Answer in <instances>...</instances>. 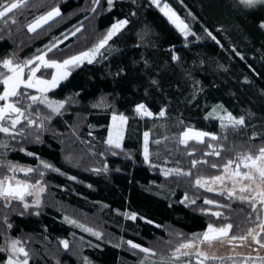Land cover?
Returning <instances> with one entry per match:
<instances>
[{
	"label": "trees",
	"instance_id": "trees-1",
	"mask_svg": "<svg viewBox=\"0 0 264 264\" xmlns=\"http://www.w3.org/2000/svg\"><path fill=\"white\" fill-rule=\"evenodd\" d=\"M160 2L167 3L195 35L183 37L151 0H113L111 6L107 0L98 4L93 0H28L16 16L17 24H0V59L12 53L20 60L31 58L59 39L62 43L48 58L63 60L91 48L117 20L129 21L109 41L111 51L102 50L103 58L75 68L49 93L51 99L68 101L61 114L40 106L41 115H52L42 129L33 128L26 138L15 140L0 134L8 145L0 148V179L10 173L7 165L11 163L35 169L20 176L29 183L41 180L45 189L41 204L27 210L19 201L5 207L0 200V244L6 238L24 242L31 253L29 264H84L85 257L90 264H140L145 254L131 249L128 240L167 255L181 239L203 233L209 223L221 226L217 217L204 211L217 210L206 205L205 199L232 203L233 210H225L231 219L223 222L238 226L234 234L254 227L246 223L250 211L246 205L193 186L196 175H217L220 170L199 165L192 177H165L161 170L180 167L187 171L192 159L203 157L206 144L190 141L185 147L178 143L179 134L187 127L222 134L220 121L208 117L219 105L223 106L218 109L221 114L227 110L245 117L243 128L226 133V147L245 151L241 146L255 145L258 150L264 144V28L260 27L264 5L245 9L236 0ZM53 7H59L61 16L29 33L26 25ZM76 27L81 31L70 35ZM64 34H69L68 39ZM173 54L179 60L174 61ZM52 71L42 70L43 77L50 78ZM140 103L154 114L164 108L166 116L142 117L135 111ZM114 114L128 117L119 148L105 140ZM145 132H149L147 162L142 149ZM192 150L198 155L189 157L186 153ZM222 156L233 158L235 152ZM205 158L223 162L215 156ZM41 161L59 172L45 168ZM185 194L196 202L181 203ZM124 213H135L136 219ZM65 217L102 233V238ZM61 240L68 241V249ZM229 256L233 260L212 264H233L234 260L251 264L243 259L247 255L222 257ZM5 259L6 254L0 253V264ZM190 260L195 264L194 257L176 264Z\"/></svg>",
	"mask_w": 264,
	"mask_h": 264
},
{
	"label": "snow or ice",
	"instance_id": "snow-or-ice-1",
	"mask_svg": "<svg viewBox=\"0 0 264 264\" xmlns=\"http://www.w3.org/2000/svg\"><path fill=\"white\" fill-rule=\"evenodd\" d=\"M107 2L111 6L113 0H107ZM151 2L160 8V11L175 25L181 34L185 37L195 35L191 32L189 25L167 3L161 7L160 0H151ZM98 3L99 0H93V4ZM236 3L245 9H252L257 5H264V0H236ZM27 6L28 0H0V24L5 26L17 24L16 16L21 9ZM93 11H95V8H93ZM60 16L59 7H53L45 14L37 16L32 22L28 23L26 25L27 31L35 33L45 25L50 26L49 22L54 21ZM128 23L127 19L117 20L91 48L68 56L63 60L48 58V54L56 50L58 45L62 43L59 39H55L53 43L46 45V50L38 49V54L31 58L20 60L15 53H12L0 59V134H4V136L15 140L17 137L26 138L31 134L33 128L42 129L45 122L51 120L52 115H41L39 111L40 106L48 109L51 114H61V110L68 101L51 99L49 93L60 86L63 81L67 80L75 68L85 62L91 64L97 60V57L103 58L102 50L107 49L111 51L109 41L120 33ZM260 27L264 28V22H261ZM80 31L81 27H76L75 31L71 32L70 35L75 36ZM205 31L207 32V29ZM68 35L64 34L65 40L68 39ZM208 36L216 41V37L211 32H208ZM216 42L219 43V41ZM172 59L177 61L179 57L173 54ZM42 70H53L51 78H43ZM38 72L42 74L37 75ZM152 84H157V81L153 80ZM218 109H223V106L213 107L212 111L208 113V117H214L220 121L222 134L217 135L216 133L197 130L192 127L185 128L179 134L178 143L185 147L189 146L190 141L196 144H206L208 151L204 152L203 157L201 159H192L191 168L187 171L180 167L162 169L161 171L165 177H192L194 175L193 169L198 170L199 165H207L213 169L220 170L217 175H196L193 186L203 188L208 192H218L227 201H238L246 205L250 209L247 213L246 223L254 225V227H248L247 231L240 235L234 234L233 229L238 226L232 222H223L231 219L225 214V210L232 211V203L221 204L212 199H205L204 203L206 205L215 206L217 210L204 209V211L217 217L221 221V226L209 223L203 233L193 234L191 238L181 239L175 247L171 248L167 255L160 254L153 248L144 247L132 240L126 241L131 249L139 250L145 254L140 264H176L182 258L191 257L195 258V264H212V262H223L226 259L233 260L232 256L219 257L215 254H209L203 250L202 246L207 244L209 247H212L215 243H222L225 240L234 247L243 246L249 239L251 240V244H248L249 247H252L253 244L258 245V248H253V251L257 254L255 256L249 254L243 257V259L250 261L251 264H256V262L264 264V255L259 254V250L264 249V144L260 145L258 150L255 145L241 146L246 148L245 151H235L236 146L226 147L225 145L228 141L226 133L229 131L236 132L243 128L245 126V117H236L227 110H223L224 114H221ZM135 111L142 117L166 116L164 108H161L159 113L154 114L143 103L136 105ZM127 119L128 117L123 114L118 116L114 114L112 116L113 122L119 121V124L115 125V139L113 138V128L110 127L109 137L106 141L107 144L114 145L117 148L121 146L120 140L123 138L121 125L126 123ZM254 138L255 136L252 137V139ZM36 139L39 140L38 135ZM164 139L167 140V137ZM152 142L156 144L161 143L160 140ZM7 147V143L0 139V148ZM225 152H235V156L224 160L222 153ZM186 154L189 157L198 155L195 150L188 151ZM28 155H33V153H28ZM149 156V132H145L144 159L146 162L149 160ZM209 156L220 158L223 162H210L205 158ZM41 164L45 168L59 172V169H55L51 164L44 161H41ZM7 168L10 172H24L26 176L35 171V169L23 168L11 163L7 165ZM94 171H100V169H94ZM40 176H43L42 172ZM69 179L75 180L76 178L69 177ZM44 190V187L41 186V180H36L33 184L27 180L17 179L14 176L0 179V200L5 201V207H8L13 201H19L23 203L24 208L27 210L30 206L25 198L28 196L35 197L33 204L39 206L41 204L39 193L44 192ZM186 201L191 204L196 202L195 200H189V197L185 194L181 203H185ZM124 215L130 216L131 219H136L135 213H124ZM4 219L6 222L7 218L5 217ZM65 220L97 238H102V233L94 231L92 228L86 227L76 220H72L69 217H65ZM148 222L151 223V221ZM7 227L11 228L12 225L7 223ZM237 241H239V245H236ZM60 243L65 249L69 248L67 240H61ZM0 253L6 254V259L2 264H29L31 257V253L26 249L24 242L12 238H6L4 243L0 244ZM84 264H90L87 257L84 258ZM189 264H191V260ZM233 264H235V260Z\"/></svg>",
	"mask_w": 264,
	"mask_h": 264
},
{
	"label": "rangeland",
	"instance_id": "rangeland-1",
	"mask_svg": "<svg viewBox=\"0 0 264 264\" xmlns=\"http://www.w3.org/2000/svg\"><path fill=\"white\" fill-rule=\"evenodd\" d=\"M155 5V4H154ZM163 3L160 2V6L163 7ZM156 6V5H155ZM157 7V6H156ZM158 8V7H157ZM160 11V8H158ZM162 13V12H161ZM163 14V13H162ZM164 15V14H163ZM165 16V15H164ZM166 17V16H165ZM167 18V17H166ZM167 21L168 18H167ZM170 22V21H169ZM170 24L175 28V25H173L171 22ZM178 31V30H176ZM181 34V33H180ZM183 37H185L183 34H181ZM57 60V59H56ZM87 63V62H85ZM38 75V74H37ZM44 78V77H43ZM51 78V77H50ZM47 78V79H50ZM118 116V115H117ZM119 124V121L113 122L112 117L110 118V122L108 125V129H107V137L105 140L108 139L109 137V129L110 127L113 128V138L115 139V125ZM126 123H124L123 125H121V130H122V140H120V145H122L123 140H124V136H125V128H126ZM114 147V145H113ZM143 154H144V139H143ZM20 167V166H19ZM10 172V171H9ZM20 174H25L24 172H20V171H15V172H10L7 176L4 177H16L17 179L20 180H24L22 179V177L20 176ZM34 184V183H33ZM42 186V185H41ZM42 193H39V199L41 201V195ZM35 199V197L32 196H28L25 198L26 202L29 204L30 207H35L36 205L33 204V200ZM5 203V201H4ZM21 206L23 205L22 202H20ZM24 207V206H22ZM29 207V208H30ZM248 244H251V240L249 239V241L247 243H245L243 246H233L232 244H229L227 240H225L224 242H217L215 243L212 247H209L207 244H204L202 246L203 250L207 251L209 254H215L216 256L222 257V256H226V255H249L251 254L252 256H255L257 253L253 251V248H258L257 245H252V247H249ZM236 245H239V241L236 242ZM259 254L263 255L264 254V249H260L259 250Z\"/></svg>",
	"mask_w": 264,
	"mask_h": 264
}]
</instances>
